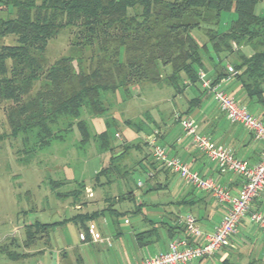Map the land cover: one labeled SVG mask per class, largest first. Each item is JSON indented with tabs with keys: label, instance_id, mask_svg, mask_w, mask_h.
Segmentation results:
<instances>
[{
	"label": "trees",
	"instance_id": "16d2710c",
	"mask_svg": "<svg viewBox=\"0 0 264 264\" xmlns=\"http://www.w3.org/2000/svg\"><path fill=\"white\" fill-rule=\"evenodd\" d=\"M258 1L0 0V37L15 36L14 44L0 46V101L10 102L5 120L8 135L21 141L18 160L30 165L36 157L35 164L43 157H51L52 154L41 153L55 143L71 139L76 127L80 138L73 142L80 150L93 141L99 152L110 153L108 165L95 175L97 182L102 175L106 180L99 182L101 185L112 182L114 173H128L114 163L135 145L122 144V152L112 156L115 149L109 139L110 122L106 120V128L93 134L82 117L83 112L87 118L104 116L108 111L106 94L114 95L132 83H165L175 94L183 92L184 79L196 86L198 71H205L208 45L217 57L236 52L233 63L238 72L236 78L249 97H261L264 15L255 12ZM223 12H232L234 19L220 31L217 26ZM65 27L74 30V50L92 49L87 66L77 55L59 57L44 66L40 56L49 39ZM201 28L206 37L202 44L191 33ZM244 46H250L252 53L240 51ZM168 66L170 70L163 76L162 71ZM219 79L211 81L212 85ZM36 81L38 87L31 94ZM127 122L139 130L133 122ZM72 180L74 188L66 193L57 192L56 197L72 195L78 203H83L85 181ZM64 183L52 178L48 182L51 191ZM53 225L35 222L32 227H26L24 245L46 236ZM9 247L1 245L0 253L12 258L25 256L8 250Z\"/></svg>",
	"mask_w": 264,
	"mask_h": 264
},
{
	"label": "rangeland",
	"instance_id": "374dc122",
	"mask_svg": "<svg viewBox=\"0 0 264 264\" xmlns=\"http://www.w3.org/2000/svg\"><path fill=\"white\" fill-rule=\"evenodd\" d=\"M258 6L255 10L256 13H259ZM232 19H234L232 12H223L218 26L219 30H225ZM73 39L74 30L69 27L63 28L57 35L49 39L44 52L40 56L44 66L47 67L59 57L67 55L81 57L83 64L87 66L90 56L93 54L92 49L74 50L72 47ZM14 43L15 36L0 37V46ZM208 47L209 53L216 56L211 45ZM240 51L245 54L252 53L250 46H244ZM236 54V52L227 53L232 58L229 60L232 66L233 62L231 61L237 57ZM73 64L76 66V61ZM169 70V66L166 69L164 68L162 75L164 76ZM38 84L39 81L34 83L31 94H34ZM139 87L141 91L139 89L135 91L133 85L129 86L127 91L129 96L132 94V98L134 97L132 102L137 103L138 109H135V111L123 110L124 102L122 100H125L124 95H127V93L125 94L124 90H120L114 95L106 94L109 100L106 103L108 111L104 116L87 118V113L83 112L82 117L89 123L91 132L96 134L101 131L96 129L98 128L96 122L93 126L92 121H100L102 126L104 125L102 127V130H104L106 128L105 121L108 120L110 122L108 127L110 144L115 146L121 144L124 137L129 138V133L133 131L132 126L125 123L126 120L139 125L140 112L144 116H148L150 111L153 110L151 108L157 106L168 115L178 108L176 103L173 102L171 87L149 82L144 85L141 84ZM195 87L199 88V84H196ZM117 93H120L123 97L117 98L116 101ZM9 104L8 101H0V136L2 135L0 137V246L3 245V242L7 244L9 241H13L14 245L10 246L8 250L26 254L20 258H12L0 253V264H71L70 258H73L75 254L81 255L86 262L91 263V260H93L95 264L119 263V260L124 257L132 258L133 253L138 258L139 253L131 235V226L138 219L136 213L130 211L134 202L128 198L120 200H116V198L134 188L136 182H144L146 179L147 176L141 169L142 167L137 165L140 159L139 152L129 150L114 163L115 166H120L122 172L127 170L128 173L124 175L114 173L111 177L112 182L101 185L100 183L106 180V176H100L99 183L95 180L94 174L100 166L105 164L107 152H99L93 141H90L84 149L80 150L73 142L74 139L79 140L80 138L78 129L74 127L71 139L68 137L69 140L64 143H55L48 150L41 153L43 155L47 152L49 155L52 154L51 157H43V160H40L39 157L40 162H37V164L35 163L38 161V157L30 165L26 162H20L18 160L20 157L18 150L21 148V141L19 138L8 135L9 127L5 120V111ZM116 132L121 134L120 138L115 137ZM135 141L129 143L133 144ZM121 152L122 149H119L112 156H117ZM50 160L53 164L45 162ZM53 160L55 161L53 162ZM107 165L108 163H106ZM63 177H67V179H63ZM50 178L60 179L65 183L55 191H51L48 184ZM77 178L83 179L86 185L93 188L92 199L94 203L81 210H76L73 207L75 206L73 202L82 205L87 200L86 192L81 197L83 203H78V200H75L72 195L63 196L61 199L56 197L57 192L66 193L72 190L75 186L72 179ZM102 209H105L104 215L99 214L94 222L96 224L100 223L101 232H99L103 240L96 242L79 240L80 223L68 219L78 213L101 211ZM61 220L66 221L51 226L48 235L44 239H40L29 246L24 245L26 227H32L31 224L34 225L35 222L52 223ZM117 230L120 232L119 238L115 237ZM106 238L110 239V245L107 244ZM120 243H123V247H119ZM62 252H66L65 258L61 256ZM124 252H126V255Z\"/></svg>",
	"mask_w": 264,
	"mask_h": 264
},
{
	"label": "crops",
	"instance_id": "0c3cea01",
	"mask_svg": "<svg viewBox=\"0 0 264 264\" xmlns=\"http://www.w3.org/2000/svg\"><path fill=\"white\" fill-rule=\"evenodd\" d=\"M257 6L259 8V13L257 14L264 15V0L258 1L255 10ZM191 33L198 43L202 44L206 42V37L203 34L204 28L195 29ZM219 56L210 54L209 51L204 55V68L208 78L214 81L220 77L215 84L232 94L235 99L247 107L251 114L264 123V91L261 97H249L236 78L238 72L230 74L227 71L226 66L227 64H231L229 62L231 57L221 54ZM234 61L235 59L231 62L234 63ZM183 82L186 83V87L181 94H175L171 86L160 83L163 86L172 88L173 102L176 103L178 108L168 115L157 106L151 108L153 110L150 111L148 116H144L140 112V124L137 125L139 130L137 131L132 126L133 131L129 133L130 137H124L121 144L113 146L114 151L117 152L119 149H122V144L131 145L129 142L136 140L135 143L133 142L135 146L130 150L139 152L140 159L137 165L138 167H142L141 169L147 176L144 182H136L134 188L116 198V200L128 198L134 202L133 208L130 211L136 213L138 219L131 226V235L139 257L137 258L136 254L133 253L132 258L124 257L122 260H119V263L114 264L137 262L145 257L164 251L171 239L187 236L184 225L179 222L180 216L187 212L192 213L196 217L197 225L201 231L199 236L189 237V241L193 244L202 243L206 235L214 231L220 219L228 210V204L218 201L210 192L197 190L185 183L177 174L155 163L150 148L147 145L149 136L155 131H157L158 144L163 146L170 155L180 157L184 162L188 163L191 169L197 171L202 176L212 178L229 189L232 194L238 193L243 185V177L241 175L231 171H220L217 163L210 160L205 153L193 144L191 137L183 133L176 115L191 117L200 133L208 136L215 143L229 147L237 158L247 161L249 165L256 164L260 159L263 142L256 139L251 131L242 124L231 123L226 115L219 110L211 94L203 91L199 82V88L187 83L186 79ZM146 83L148 82L132 83L127 87L120 88L118 91L124 90L123 92L126 94L128 87L131 85L135 87V91L137 89L141 91L139 86ZM124 96L125 100H122L124 102L123 110L135 111V109H138L137 103L132 102L134 98H132V94L129 96L127 93ZM122 97L123 95L121 96L120 93H117L116 101L117 98ZM192 99H196V102H191ZM94 122L98 124V128L96 129L103 131L102 127L104 125L102 126L100 121L94 120L92 121L93 126ZM125 123L129 124L127 120ZM146 129H148V132H146ZM115 137L120 138L121 134L116 132ZM108 153L105 164L96 170L94 176L101 168L106 166V163H109L110 153ZM85 189L87 200L82 205L73 206L76 210H81L94 203L92 199L93 188L86 185ZM107 209L109 208L107 207ZM104 211L105 209L78 213L68 220L80 223L79 234L80 231L84 230L83 228L89 220L95 221L99 214L104 215ZM250 211H258L264 216V195H260L252 201ZM111 212L113 213V211ZM65 221L61 220L52 223L57 225ZM96 226L97 230L101 232L100 223H97ZM46 236L37 238L34 243L40 239H44ZM115 237H120L118 230ZM9 244H12V241H9L5 245L9 247L11 246ZM120 246L123 247V243H120ZM124 254L126 255V252ZM61 256L65 258L66 252H62ZM70 261L71 264H95L93 260H91V263L86 262L79 254H75L73 258H70ZM188 264H264V233L257 228L250 220L249 214H247L239 222L237 232L229 237L227 244L222 249L209 257L195 259Z\"/></svg>",
	"mask_w": 264,
	"mask_h": 264
},
{
	"label": "built area",
	"instance_id": "2783aa9c",
	"mask_svg": "<svg viewBox=\"0 0 264 264\" xmlns=\"http://www.w3.org/2000/svg\"><path fill=\"white\" fill-rule=\"evenodd\" d=\"M227 71L236 74V69L227 64ZM198 81L202 89L209 92L216 102L219 110L223 112L231 123H240L251 131L254 137L263 142V149L259 161L249 165L247 161L237 158L229 147L215 143L208 136L200 133L191 117L178 116L179 125L186 135L191 137L193 144L212 161H215L220 171H231L243 177V185L240 191L232 194L229 189L205 177L190 168L177 155H170L166 149L157 143V131L149 136L147 145L156 163L172 173L177 174L185 183L197 190L210 192L218 201L228 204V210L220 219L214 231L207 234L205 240L199 244H193L189 237L201 234L196 217L187 212L180 216L187 236L173 238L164 251L145 257L131 264H188L195 259L209 257L222 249L231 235L237 232L239 222L249 214L250 220L264 233V216L258 211H250L252 201L264 195V123L251 114L247 107L241 104L228 91L212 85L206 72L200 69L197 73ZM150 176V175H149ZM140 184V183H139ZM79 239L82 241H102L96 223L89 220L85 229L80 231ZM110 245L109 239H106Z\"/></svg>",
	"mask_w": 264,
	"mask_h": 264
}]
</instances>
